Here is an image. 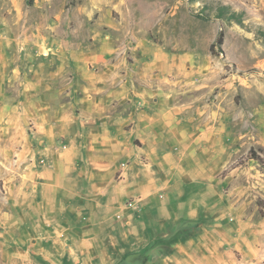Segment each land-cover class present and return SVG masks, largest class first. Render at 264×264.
<instances>
[{
  "label": "crops",
  "instance_id": "obj_1",
  "mask_svg": "<svg viewBox=\"0 0 264 264\" xmlns=\"http://www.w3.org/2000/svg\"><path fill=\"white\" fill-rule=\"evenodd\" d=\"M59 37L0 33V193H15L20 217L3 221L2 207L0 225L17 258L238 264L249 248L233 174L220 177L231 161L200 136L159 51L129 63L106 36L86 48Z\"/></svg>",
  "mask_w": 264,
  "mask_h": 264
},
{
  "label": "rangeland",
  "instance_id": "obj_2",
  "mask_svg": "<svg viewBox=\"0 0 264 264\" xmlns=\"http://www.w3.org/2000/svg\"><path fill=\"white\" fill-rule=\"evenodd\" d=\"M0 33L26 46L61 36L76 48L106 36L129 63L137 48L159 51L170 89L196 105L200 136L214 137L217 160L231 161L220 177L233 174L227 189L249 248L235 258L264 264V0H0ZM4 192L2 220L15 223L17 198ZM10 231L0 225V264H40L17 258Z\"/></svg>",
  "mask_w": 264,
  "mask_h": 264
},
{
  "label": "trees",
  "instance_id": "obj_3",
  "mask_svg": "<svg viewBox=\"0 0 264 264\" xmlns=\"http://www.w3.org/2000/svg\"><path fill=\"white\" fill-rule=\"evenodd\" d=\"M230 16L231 17H236L235 16V14H230L229 16H228V18H230ZM230 19H233V18H230ZM222 36L220 35V37H219V41H220V43H221V41H222ZM119 264H141V261L137 258V257H135V256H129L128 258H126L124 261H122L121 263H119Z\"/></svg>",
  "mask_w": 264,
  "mask_h": 264
}]
</instances>
